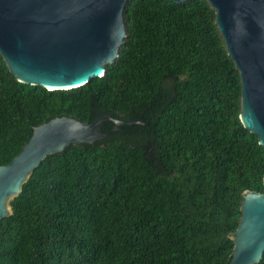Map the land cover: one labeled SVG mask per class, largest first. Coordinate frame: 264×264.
<instances>
[{
  "label": "trees",
  "instance_id": "obj_1",
  "mask_svg": "<svg viewBox=\"0 0 264 264\" xmlns=\"http://www.w3.org/2000/svg\"><path fill=\"white\" fill-rule=\"evenodd\" d=\"M124 16L118 59L80 89L21 84L0 55V167L57 118L148 125L48 157L0 222V264H230L243 194H264V148L241 122L216 12L129 0Z\"/></svg>",
  "mask_w": 264,
  "mask_h": 264
},
{
  "label": "water",
  "instance_id": "obj_2",
  "mask_svg": "<svg viewBox=\"0 0 264 264\" xmlns=\"http://www.w3.org/2000/svg\"><path fill=\"white\" fill-rule=\"evenodd\" d=\"M207 1L241 76V122L264 148V0ZM128 2L0 0V55L21 84L52 92L85 87L103 78L106 68L118 59L127 38L124 11ZM106 122L115 128L104 134ZM135 125L148 126L101 116L91 124L63 117L35 128L18 156L0 167V222L12 215L10 203L48 157L72 145L102 142L121 128ZM241 212L230 264H260L264 259V194L245 192Z\"/></svg>",
  "mask_w": 264,
  "mask_h": 264
}]
</instances>
